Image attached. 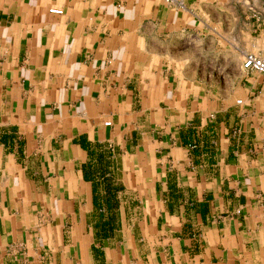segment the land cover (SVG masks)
<instances>
[{
  "label": "crops",
  "instance_id": "0c3cea01",
  "mask_svg": "<svg viewBox=\"0 0 264 264\" xmlns=\"http://www.w3.org/2000/svg\"><path fill=\"white\" fill-rule=\"evenodd\" d=\"M176 1L0 0V264H264V0Z\"/></svg>",
  "mask_w": 264,
  "mask_h": 264
},
{
  "label": "built area",
  "instance_id": "2783aa9c",
  "mask_svg": "<svg viewBox=\"0 0 264 264\" xmlns=\"http://www.w3.org/2000/svg\"><path fill=\"white\" fill-rule=\"evenodd\" d=\"M163 1L168 4L178 3L176 0H163ZM49 11L56 14L61 13V10L55 8H51ZM242 68L244 70H252L264 75V60H262L261 58H259L254 54H250V53L246 54L242 62Z\"/></svg>",
  "mask_w": 264,
  "mask_h": 264
}]
</instances>
